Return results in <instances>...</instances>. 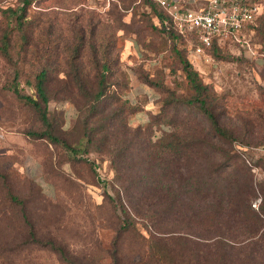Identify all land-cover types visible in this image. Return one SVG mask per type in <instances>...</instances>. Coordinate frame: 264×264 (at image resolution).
Returning <instances> with one entry per match:
<instances>
[{
  "label": "rangeland",
  "instance_id": "rangeland-1",
  "mask_svg": "<svg viewBox=\"0 0 264 264\" xmlns=\"http://www.w3.org/2000/svg\"><path fill=\"white\" fill-rule=\"evenodd\" d=\"M20 1L0 0V245L6 246L15 235L23 239L26 234L25 229L18 233L6 226L10 214L3 215L7 207L4 195L7 188H12L25 200L27 215L37 235L63 246L75 264H138L147 247L134 234L120 231L115 208L106 198L104 184L111 193L115 192L110 156L84 154V145L75 155L45 139L29 136L31 130L40 128V122L33 107L20 101L10 85L19 70L23 92L35 93L26 79H33L39 70L47 68L52 96H62L59 94L64 86L62 78L69 69L67 61L72 54L65 46L75 45L81 39L84 48L78 61L84 63V73L92 82L99 71L94 56L102 59L108 55L113 62L108 73L111 94L117 93L127 102L130 110L124 114L125 120L134 127H145L172 100L168 91L176 96H191L183 66L170 42L156 29V14L145 0H34L29 9L34 22L26 32L27 38L9 12V8L21 7ZM177 1L188 8L196 7L194 0ZM5 31L10 33V58L1 50ZM241 37L248 44L227 40L213 53L201 57L190 54V59L202 81L210 87L218 120L233 133L232 145L222 143V146L246 160L252 167L257 190L261 191L264 12ZM147 78L163 82L168 90L151 85ZM55 98L50 101V113L56 130L71 142L83 140L78 124L82 101L76 105ZM177 104L170 105V115ZM83 110H88V106ZM177 113L179 120H208L184 103H179ZM86 157L90 164L82 159ZM261 201L258 193L253 206ZM247 241L250 240L243 243ZM239 250L250 252L251 247ZM261 258L264 260V253ZM18 260L19 264H70L50 246L28 243Z\"/></svg>",
  "mask_w": 264,
  "mask_h": 264
},
{
  "label": "trees",
  "instance_id": "trees-1",
  "mask_svg": "<svg viewBox=\"0 0 264 264\" xmlns=\"http://www.w3.org/2000/svg\"><path fill=\"white\" fill-rule=\"evenodd\" d=\"M20 2V8H9V12L27 38L26 32L34 22L29 14L34 0ZM145 3L156 14V29L170 42L183 66L191 96H176L168 91L172 97L168 106L153 115L147 126H132L124 117L130 110L127 102L117 93L111 94L108 87L112 60L108 55L102 59L94 56L93 62L99 71L91 82L84 73V63L78 61L84 48L79 39L75 45L65 46L72 54L67 61L69 69L62 78L64 86L59 92L62 96H52L47 68L39 70L33 79H26L35 93L23 92L22 74L15 71L10 89L20 101L33 107L40 122V128L31 130L29 136L45 139L75 155L84 145V154L95 152L110 156L115 192L111 193L104 184L106 198L115 208L120 231L134 234L147 247L146 255L138 264H264L261 258L264 188L262 192L257 190L252 167L246 160L224 148L232 145L234 136L218 120L210 87L202 81L190 59L191 44L196 45L197 41L180 33L159 2L145 0ZM219 45L216 40L206 53H213ZM9 48L10 33L5 31L1 50L8 58ZM146 81L167 89L163 82L148 78ZM54 98L70 100L76 105L82 101L78 124L82 127L83 140L71 142L56 130L50 113V101ZM173 102L178 103L175 109L184 103L196 108L208 120H179L174 108L170 115ZM87 106L89 112L85 115L83 107ZM82 159L90 164L87 157ZM258 193L262 201L254 207ZM4 196L7 207L3 215L10 214L6 226L18 233L25 229L26 234L24 240L15 235L6 246L0 245V264H19L18 256L27 243L50 246L61 259L75 264L63 246L37 235L23 198L12 188H7ZM246 240L250 241L243 243ZM242 247H251V251H240Z\"/></svg>",
  "mask_w": 264,
  "mask_h": 264
},
{
  "label": "built area",
  "instance_id": "built-area-1",
  "mask_svg": "<svg viewBox=\"0 0 264 264\" xmlns=\"http://www.w3.org/2000/svg\"><path fill=\"white\" fill-rule=\"evenodd\" d=\"M185 37H193L190 54L201 57L206 49L233 40L242 45L247 27L255 24L264 12V0H194L195 8L185 7L177 0H157ZM199 4V5H197Z\"/></svg>",
  "mask_w": 264,
  "mask_h": 264
}]
</instances>
